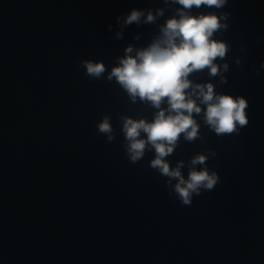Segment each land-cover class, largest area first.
Segmentation results:
<instances>
[{"label": "water", "instance_id": "obj_1", "mask_svg": "<svg viewBox=\"0 0 264 264\" xmlns=\"http://www.w3.org/2000/svg\"><path fill=\"white\" fill-rule=\"evenodd\" d=\"M180 7L165 0H0V264H264V0L191 10L230 13L227 30L214 38L231 51L216 61L229 65L226 84L208 69L189 79L249 103V123L238 134L216 135L201 113L200 138L182 135L166 158L173 167L182 160L187 178L194 156L215 151L195 166L217 173L214 190L183 205L150 167L154 150L131 163L123 147L120 118L151 121L157 109L133 103L108 72L128 45L146 47ZM133 9L164 15L121 29L117 17ZM82 60L107 71L89 79ZM104 116L112 142L97 130Z\"/></svg>", "mask_w": 264, "mask_h": 264}, {"label": "clouds", "instance_id": "obj_2", "mask_svg": "<svg viewBox=\"0 0 264 264\" xmlns=\"http://www.w3.org/2000/svg\"><path fill=\"white\" fill-rule=\"evenodd\" d=\"M169 2L181 7L160 26L159 35L146 47L136 49L128 45L106 78L109 82L114 80L133 103L139 99L157 109L151 121L128 116L120 118L127 158L131 163H138L146 151L154 150L150 167L166 178L165 186L171 188L169 195H175L181 204L190 206L194 195L214 190L219 182L215 171L210 172L207 167L197 170L195 167L205 165L209 156L214 157L216 152L209 149L207 155L194 156L187 178L182 172V160L173 167L166 158L174 153L182 135L187 142L200 138V125L195 117L201 113L204 123L216 135L238 134L249 123L246 112L249 103L242 95L217 93L213 83L194 84L189 79L190 74L208 69L211 77L219 76L221 84L227 83L224 73L229 71V65L216 61L226 59L231 45L215 39L214 34L227 30L226 21L230 13L192 15L191 10L202 6L221 9L228 0H165V3ZM163 15L162 9H157L155 15L151 10L146 14L133 9L126 17H117V24L121 29L133 24L139 26L141 22L154 24ZM115 38L122 39L123 32H117ZM81 65L89 79L98 80L107 71L102 62L82 60ZM237 65H241L239 60ZM256 73L259 74L258 71ZM165 102L167 108L162 107ZM97 130L109 142L116 139L108 116L97 124Z\"/></svg>", "mask_w": 264, "mask_h": 264}]
</instances>
